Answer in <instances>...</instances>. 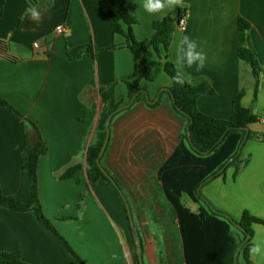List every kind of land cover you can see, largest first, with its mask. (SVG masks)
<instances>
[{
  "label": "crops",
  "instance_id": "crops-1",
  "mask_svg": "<svg viewBox=\"0 0 264 264\" xmlns=\"http://www.w3.org/2000/svg\"><path fill=\"white\" fill-rule=\"evenodd\" d=\"M117 3L138 18L139 23L133 26L138 40L153 36L157 19L179 10L186 15V25L176 26L167 54L174 63L182 35L196 40L198 50L206 54L205 66L199 72L195 65L186 68L181 62L182 76L191 75L196 84L206 80L215 89L214 94L198 98L199 110L216 118H229L233 97L243 88V106L252 107L259 117L250 129L264 133V76L253 103L255 78L249 66H242L237 53L238 19L242 16L251 24V43L264 74V0H184L185 6L157 14L146 12L143 0ZM28 8L26 0H0V40L14 58L0 56V97L37 124L48 145V152L38 162L43 211L85 264H138L130 217L121 198L104 179L91 186L86 164V150L95 136L102 105L111 108L116 102L128 100L125 81L135 68L132 51L126 46L105 49L121 45L125 38L113 33L110 16L99 0H52L38 9L39 21L30 18ZM60 25L66 27L64 33L57 32ZM90 42L100 49L94 59L86 53L76 60L67 58L69 45ZM146 61L153 68L154 79L143 80L142 86L157 102L172 80L165 71V60L154 48L146 52ZM23 123L12 110L0 106V187L3 194L25 202L31 190L29 175L21 165L26 147ZM28 132L35 141L32 124ZM241 158L248 163L236 176V166H229L201 192L216 208L228 210L237 218L248 209L264 219V140L246 141ZM78 163L83 164L81 169L62 177ZM182 202L194 212L200 206L186 195ZM150 220L152 214L147 211L151 227ZM254 229L253 242L264 243V224H255ZM3 250H19L30 264H80L34 212L0 206ZM250 259L252 264H264V255Z\"/></svg>",
  "mask_w": 264,
  "mask_h": 264
},
{
  "label": "trees",
  "instance_id": "trees-1",
  "mask_svg": "<svg viewBox=\"0 0 264 264\" xmlns=\"http://www.w3.org/2000/svg\"><path fill=\"white\" fill-rule=\"evenodd\" d=\"M99 1L110 16L113 33L121 34L125 38L121 45L112 44L105 49L128 47L134 56L135 68L125 81L128 88L127 102L121 100L111 108L106 104L102 105L95 136L86 150L90 185L94 186L100 179L106 180L121 198L127 211L123 197L126 198L132 218L136 219L142 254L149 262L156 261L157 246L155 235L147 222V211L152 214V221L162 226L163 257L166 264H235L236 251L248 235L250 239L242 247L238 263L252 264L249 249L255 235L254 225L264 224V219L249 210H244L240 218H235L216 208L202 192L197 191L203 181L216 175L227 160L237 154L239 145L247 133L246 127L250 128L251 124L259 121V117L252 112V107L246 108L242 104L245 90L242 88L234 95L229 118H216L203 113L198 108V98L203 94H214L212 85L202 80L195 87L188 84L181 86L172 80L176 68L169 60L167 52L172 44L177 22L182 17L181 11L154 21L153 36L138 40L133 31V26L139 23L138 18L125 5L117 3V0ZM26 2L29 8L35 5L39 9L50 5L52 0ZM250 29V22L240 16L237 53L242 66H249L255 78V102L263 70L257 51L251 43ZM149 48H154L165 60V71L172 80V85L160 93L157 102H154L156 99L150 98L148 91L142 86L143 80L154 79V71L146 61ZM99 50L90 42L69 45L66 54L69 60L79 59L84 53L94 59ZM0 56L14 59L9 55L3 40H0ZM134 97L130 106L119 110ZM0 106L9 108L24 120L26 147L21 154V165L29 175L31 190L30 198L23 202L14 196L3 194L0 187V206L11 211L34 212L67 251L80 264H85L43 211L38 190V162L40 157L48 152V145L37 124L26 118L3 97H0ZM109 116L110 139L100 157L106 174L97 160L107 136L106 123ZM144 122L145 129L142 126ZM29 124L34 126L37 134L35 141H32L29 135ZM189 124L192 144L187 131ZM253 139L264 140V133L250 129L247 141ZM208 150L211 151L205 154ZM241 157L242 151L221 173L208 182L224 174L232 165L236 166V176L248 163V159ZM82 167L81 163L75 164L62 177H70ZM112 179L116 184H113ZM184 195L193 202L200 203L196 212L182 202ZM130 230L134 241L131 224ZM0 264L30 263L22 259L19 250H3L0 251Z\"/></svg>",
  "mask_w": 264,
  "mask_h": 264
},
{
  "label": "clouds",
  "instance_id": "clouds-1",
  "mask_svg": "<svg viewBox=\"0 0 264 264\" xmlns=\"http://www.w3.org/2000/svg\"><path fill=\"white\" fill-rule=\"evenodd\" d=\"M177 6H185L184 0H143V8L149 14L165 13L166 11L173 10ZM26 11L31 19L36 21L41 19V12L35 5L31 6ZM206 59V54L198 50L196 40L190 38L188 35L180 36L176 47V58L174 60L176 72L172 77L173 82L181 86L188 84L195 87L196 82L193 81L191 75L187 77L182 76L181 62L183 67L186 68H192L195 65V70L199 72L204 68ZM249 254L252 257L264 255V243L254 241L249 249Z\"/></svg>",
  "mask_w": 264,
  "mask_h": 264
},
{
  "label": "water",
  "instance_id": "water-1",
  "mask_svg": "<svg viewBox=\"0 0 264 264\" xmlns=\"http://www.w3.org/2000/svg\"><path fill=\"white\" fill-rule=\"evenodd\" d=\"M165 89H166V88H165ZM137 95H138V93L136 94V96H137ZM136 96H135V97H136ZM135 97L131 100V102H130L129 104H126V105L122 106L119 110L123 109L124 107H128V106H130V105L133 103ZM159 98H160V96L157 98V100H158ZM110 120H111V116H109V118L107 119V123H106V125H107V136H106L105 142H104V144H103V147H102V149H101L100 156H99V158H98V160H97L98 164H99L101 167H102V165H101V163H100V157L103 155V153H104V151H105V149H106V147H107V145H108V143H109V139H110V133H111V130H110ZM246 130H247V133H246V135L244 136L243 140L241 141V143H240V145H239V148H238L237 154L234 155V156H232L231 158H229V159L227 160V162L225 163V165L223 166V168L220 169V170L216 173V175L219 174V173H221V172H222V171H223V170H224V169H225V168H226V167H227L232 161L235 160V158H236L237 156L240 155V153H241V151H242V149H243V146H244L245 142L247 141V138H248V134H249V130H250V128H249V127H246ZM187 131H188V136H189L190 144H192V141H191V133H190V124H189L188 127H187ZM223 138H224V136L220 139V141H221ZM210 151H211V150H208V151H206V152H204V153L207 154V153H209ZM102 170L106 173V170H105L103 167H102ZM106 174H107V173H106ZM216 175H213V176L207 178L205 181H203V182L199 185V187H198V189H197L198 193H200L202 187H203V186H204L209 180H211L213 177H215ZM112 182H113V184H116V182H115L113 179H112ZM123 198H124V200H125V202H126V205H127V212H128L129 217H130L131 229H132V231H133L134 241H135L136 248H137L138 260H139L140 264H144V256H143V254H142V245H141V241H140V233H139V231H138V229H137V227H136V225H135V222H134V220H133V218H132L131 211H130V207H129L128 203H127V200H126L125 197H123ZM211 207L214 209V206H213V205H211ZM239 228H241V227L239 226ZM249 239H250V236L248 235L247 238L242 242V244L240 245V247H239L238 250L236 251V254H235V264H239V263H238V257H239L240 251H241L242 247L244 246V244H245Z\"/></svg>",
  "mask_w": 264,
  "mask_h": 264
},
{
  "label": "rangeland",
  "instance_id": "rangeland-1",
  "mask_svg": "<svg viewBox=\"0 0 264 264\" xmlns=\"http://www.w3.org/2000/svg\"><path fill=\"white\" fill-rule=\"evenodd\" d=\"M262 76H264L263 73H262ZM255 102H254V99H253V103H255ZM82 200H83V197L81 198V201ZM221 210L222 211H225V212L229 213L230 215L234 216L235 218H237L230 211L225 210V209H221ZM134 220H135V225H136V219H135V217H134ZM51 222L53 223L52 220H51ZM149 222L151 224L152 231L155 234V243H156V246H157V251H156V264H165L164 257H163V248H164L163 246H164V244H163V239H162V226L159 225V224H156V223L152 222L151 220ZM144 260H145V264H150V262H149L148 259H144Z\"/></svg>",
  "mask_w": 264,
  "mask_h": 264
},
{
  "label": "built area",
  "instance_id": "built-area-1",
  "mask_svg": "<svg viewBox=\"0 0 264 264\" xmlns=\"http://www.w3.org/2000/svg\"><path fill=\"white\" fill-rule=\"evenodd\" d=\"M186 25V15L182 16L179 21L177 22V27L178 28H184ZM58 33H64L66 31V27L64 25H60L57 28ZM37 45V44H36Z\"/></svg>",
  "mask_w": 264,
  "mask_h": 264
}]
</instances>
